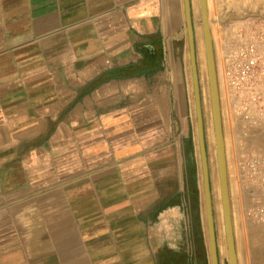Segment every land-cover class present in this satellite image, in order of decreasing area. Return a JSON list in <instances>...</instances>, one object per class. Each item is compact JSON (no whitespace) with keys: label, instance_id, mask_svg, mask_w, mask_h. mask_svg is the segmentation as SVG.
Returning a JSON list of instances; mask_svg holds the SVG:
<instances>
[{"label":"crops","instance_id":"crops-1","mask_svg":"<svg viewBox=\"0 0 264 264\" xmlns=\"http://www.w3.org/2000/svg\"><path fill=\"white\" fill-rule=\"evenodd\" d=\"M183 27V0H0V264H177ZM253 118L227 159L264 150Z\"/></svg>","mask_w":264,"mask_h":264},{"label":"rangeland","instance_id":"rangeland-1","mask_svg":"<svg viewBox=\"0 0 264 264\" xmlns=\"http://www.w3.org/2000/svg\"><path fill=\"white\" fill-rule=\"evenodd\" d=\"M249 2L251 1L207 0V13L213 42L215 71L220 99L222 131L225 144L228 194L231 202L230 214L233 222L234 246L235 253L238 258V264H240V255L241 260L243 258V242L246 241L247 238L251 235L246 230L240 212V199H243V194L240 196L239 190L241 187L243 191V186L241 181L239 180L238 183L237 178L233 175L232 163H229L230 159L229 157L227 159L226 156V146L229 144V136L227 131L228 128L234 125H239V119H243V103L245 101H243V82L239 81L241 68L243 66V46H245V44H252L256 47L255 44H258V46L264 47V0L257 1V4H250ZM242 4L243 11L241 12L239 11V8ZM191 11L195 39L197 70L201 93L202 115L204 121L205 144L208 158L218 263L228 264L227 242L216 163L215 137L211 116V105L209 98V86L207 80L199 0H197V11L194 10L191 0ZM183 29V31L185 32L186 42L188 44L185 18ZM198 36L201 37L202 51L204 56L203 63L205 72V84H203V81L200 77V59L197 41ZM257 50L261 53L259 54L260 56H258L261 58V61L264 62V49ZM256 78L259 85L257 87L255 86L256 88H253V86H251V90L249 91L252 93H264V74H260L259 72L256 75ZM204 93L206 94L209 101L208 118L205 116L203 109ZM257 103L260 102L257 101ZM190 111L193 113V115H195L196 120L192 82ZM208 129L212 130V159L210 158L209 154ZM194 131L195 144L192 147L191 156L186 157L184 160V213L182 214V219L178 218V220H176L175 229H172L173 235H175L177 237V240L179 241L178 245H171L177 246V251L180 253L179 257L177 258V264H211L208 248L207 227L205 221L204 192L198 147L197 121H195ZM257 187L260 189L262 197L264 189H261V185ZM246 194L247 193H245V195ZM247 195L249 201L251 203L256 202L255 204H257L258 206L254 190L249 189ZM242 209L243 207L241 208V211ZM263 212L264 209L262 208L260 210L261 215ZM263 232L264 231H262V233Z\"/></svg>","mask_w":264,"mask_h":264},{"label":"water","instance_id":"water-1","mask_svg":"<svg viewBox=\"0 0 264 264\" xmlns=\"http://www.w3.org/2000/svg\"><path fill=\"white\" fill-rule=\"evenodd\" d=\"M183 4H184L185 27L188 37L195 113H196V121H197V136H198L200 165H201L202 180H203L205 221H206L207 235H208L209 257L211 264H219L213 207H212V196L210 189L208 158H207L206 144H205V134H204L205 132H204V121L202 115L200 84H199L198 70H197L191 0H183ZM199 8L201 13L202 33H203L205 61H206V69H207V80L209 86V98L211 105V116H212L214 137H215L216 163H217V171L219 178L225 235L227 242L228 264H237V256L235 253L233 229H232L231 215H230L229 194H228V184H227V169H226V158H225V144H224L223 131H222L220 99H219V92H218V85H217V78L215 71L213 42H212L208 13H207V0H199Z\"/></svg>","mask_w":264,"mask_h":264},{"label":"bare ground","instance_id":"bare-ground-1","mask_svg":"<svg viewBox=\"0 0 264 264\" xmlns=\"http://www.w3.org/2000/svg\"><path fill=\"white\" fill-rule=\"evenodd\" d=\"M250 4H257V1L259 0H250ZM192 5L195 11H197V0H192ZM200 9V8H199ZM249 35V34H248ZM198 47H199V59H200V77L204 82V63H203V51H202V43H201V37L198 36ZM256 45V51L257 54H261L257 49L261 50L264 49L263 46H258ZM261 48V49H260ZM264 106V101L262 103ZM203 109L205 116L208 118L209 116V101L204 93V100H203ZM250 112L253 113L252 117H254V114L257 113L254 111V107L251 106ZM262 128V127H261ZM263 129V128H262ZM208 145H209V154L210 158H213V151H212V130L208 129ZM254 153V154H253ZM253 153H248L246 155H241L238 156L237 158H232L229 156V163H232V168H233V175L237 178L238 183L239 180L242 183L243 186V191L240 187L239 190V195L241 196L243 194V199H240L241 207H240V212L243 218V223L245 224L246 230L250 233L251 236L247 238L246 241L243 242V258L241 260V255L239 262L240 264H264V212L260 213V210L263 208L264 209V192L261 197V192L260 189L257 186L261 185V189H264V173L261 175V181L255 182L254 179L249 178V172H248V167L246 163L241 162L243 158H253L252 156L257 155L255 158H259V161L264 162V150H260L259 152H253ZM237 156V155H236ZM240 186V185H239ZM249 189H253L255 194H256V200L258 202V206L255 203H251L248 198V192ZM245 193H247L245 195ZM216 194V193H215ZM229 205H230V212H231V202L229 199ZM243 207L242 211L241 208ZM231 215V214H230ZM231 224H232V229H233V222L231 218ZM234 231V230H233ZM248 233V234H249ZM262 233V234H261ZM247 234V236H248ZM256 234V235H254ZM237 264H238V258H237Z\"/></svg>","mask_w":264,"mask_h":264},{"label":"built area","instance_id":"built-area-1","mask_svg":"<svg viewBox=\"0 0 264 264\" xmlns=\"http://www.w3.org/2000/svg\"><path fill=\"white\" fill-rule=\"evenodd\" d=\"M243 66L240 72L239 81L243 82V116L244 118L250 122H253V117L250 112L251 106L254 107V111L261 110L262 108V100L264 93L262 92H250L251 86L256 88L259 84L257 83L256 75L260 72V74H264V62L261 61V58L256 56V47L252 44H245L243 46ZM256 86V87H255ZM256 90V89H255ZM246 91V92H245ZM264 91V89H263ZM260 102V103H257ZM257 109V110H256ZM257 155L252 156L253 158H243L241 160L242 164L246 163L249 172V178L255 180V182L261 181V175L264 173V162L259 161V158H255ZM264 181V179L262 180Z\"/></svg>","mask_w":264,"mask_h":264}]
</instances>
